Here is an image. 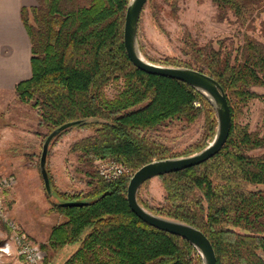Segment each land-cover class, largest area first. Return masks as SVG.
<instances>
[{"label": "trees", "instance_id": "1", "mask_svg": "<svg viewBox=\"0 0 264 264\" xmlns=\"http://www.w3.org/2000/svg\"><path fill=\"white\" fill-rule=\"evenodd\" d=\"M37 1L21 11L31 41L32 74L16 84V93L38 110L47 133L74 121V127L93 130L70 149L86 165L89 189L59 192L66 202L80 205L59 204L47 193L65 219L52 227L43 247L59 252L77 244L62 264H203L189 241L149 225L130 208V174L108 180L96 162L122 163L134 173L154 159L196 152L215 134L213 106L191 85L132 63L124 43L129 0ZM163 1L178 16L180 0ZM212 1L223 16L229 11L251 16L264 9V0ZM182 54L164 63L198 69L221 83L231 108V131L211 158L159 176L164 200L146 208L202 230L217 264H264V151L257 153L264 137L240 120L248 103L261 96L254 87H264V41L247 34L243 43L226 50L222 43L202 44L187 33ZM114 82L122 87L108 97L105 89ZM202 116L200 140L182 152L151 134L170 121L192 123Z\"/></svg>", "mask_w": 264, "mask_h": 264}, {"label": "rangeland", "instance_id": "2", "mask_svg": "<svg viewBox=\"0 0 264 264\" xmlns=\"http://www.w3.org/2000/svg\"><path fill=\"white\" fill-rule=\"evenodd\" d=\"M262 21L264 9H258L251 16H236L232 11L223 16L212 0H180L178 16H174L168 4L156 0L147 3L142 12L138 38L148 59L165 64L168 58L183 56L187 33L202 44L213 41L216 46L222 43L224 49L231 50L243 43L247 34L264 41ZM121 87L122 82L110 83L105 89L107 96L114 97ZM254 90L261 96L248 103L240 120L264 137V87H254ZM203 125V116L192 123L173 120L151 134L178 153L200 140ZM47 132V128L39 125L38 110L21 100L15 87L0 89V264H62L77 247V244L69 245L59 252L43 247L52 227L65 219L52 208L47 193L60 204L66 201L59 192L72 195L89 189L86 165L70 149L75 141L93 130L73 125L52 140L47 164L50 192L45 187L40 169L43 144L51 133ZM263 151L264 148L257 153ZM103 161L96 162L98 171ZM128 169L132 174L131 168ZM164 196L159 176L147 181L138 194L144 207L161 204ZM23 243L38 246L41 257L34 262L27 259L20 253ZM5 248L9 252L3 251Z\"/></svg>", "mask_w": 264, "mask_h": 264}, {"label": "water", "instance_id": "3", "mask_svg": "<svg viewBox=\"0 0 264 264\" xmlns=\"http://www.w3.org/2000/svg\"><path fill=\"white\" fill-rule=\"evenodd\" d=\"M147 2L148 0H129L128 2L124 26V43L128 56L139 69L150 74L181 80L203 94L216 112L217 128L212 140L200 150L187 155L154 159L137 169L128 184V203L130 208L149 225L179 235L189 241L198 251L203 264H217L214 246L202 230L183 221L158 215L139 202L138 194L146 181L156 176L199 165L217 154L227 142L232 126V114L227 93L217 79L195 68L159 64L144 55L139 43L138 29ZM76 123L77 121L68 122L57 127L51 131L43 144L40 169L48 192L51 191L47 169L50 144L56 136ZM60 204L80 205L82 202L71 201Z\"/></svg>", "mask_w": 264, "mask_h": 264}, {"label": "crops", "instance_id": "4", "mask_svg": "<svg viewBox=\"0 0 264 264\" xmlns=\"http://www.w3.org/2000/svg\"><path fill=\"white\" fill-rule=\"evenodd\" d=\"M37 0H0V89H13L32 74L31 41L22 8Z\"/></svg>", "mask_w": 264, "mask_h": 264}, {"label": "built area", "instance_id": "5", "mask_svg": "<svg viewBox=\"0 0 264 264\" xmlns=\"http://www.w3.org/2000/svg\"><path fill=\"white\" fill-rule=\"evenodd\" d=\"M99 172L103 177H105L108 180H111V179H116L123 174H129V169L122 163H118L111 160H105L101 163ZM130 175L132 176L133 173ZM0 203L2 202L0 201ZM16 238H18L17 235ZM38 248H39L38 246H33L30 244L23 243V245L20 248V253L24 254L26 258L29 259L30 261L34 262L41 257L40 255L41 253H39ZM3 251L9 252V249L5 248Z\"/></svg>", "mask_w": 264, "mask_h": 264}]
</instances>
